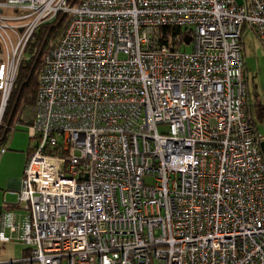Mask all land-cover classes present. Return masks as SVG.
I'll return each instance as SVG.
<instances>
[{
	"label": "built area",
	"instance_id": "obj_1",
	"mask_svg": "<svg viewBox=\"0 0 264 264\" xmlns=\"http://www.w3.org/2000/svg\"><path fill=\"white\" fill-rule=\"evenodd\" d=\"M69 1L0 0L4 98L35 29L70 15L43 59L17 203L0 214V242L28 256L3 264H264L242 47L248 30L264 47V0ZM163 28H183L192 51L161 44Z\"/></svg>",
	"mask_w": 264,
	"mask_h": 264
},
{
	"label": "rangeland",
	"instance_id": "obj_2",
	"mask_svg": "<svg viewBox=\"0 0 264 264\" xmlns=\"http://www.w3.org/2000/svg\"><path fill=\"white\" fill-rule=\"evenodd\" d=\"M4 14L12 15L9 10H6ZM12 40L15 41L14 43L16 44V34L15 36L13 35ZM243 45L249 116L254 122L256 130L262 135V139L264 140V47L261 45L253 30L245 32ZM192 49V44L187 46L182 44L180 47V51L186 53H190ZM7 52L11 58V48H7ZM7 52L6 49H4L2 53L3 55H0V64H2L3 61H7ZM19 54L20 53H17L15 56L14 67L17 63L15 75L17 73L21 57L23 56L21 53L19 57ZM8 97L4 98L3 93H0V113L1 105L4 102L2 115L4 113ZM26 123L27 122L23 121L13 125L12 130L8 135L7 142L2 147L5 149V153H0V213L5 210L6 207L17 203V191L8 189V181H17L22 178L26 161V152L33 148L36 143L34 140L30 139L28 125ZM146 182H150L149 179H146ZM27 249H29V247L21 242H0V264L21 261L23 259V255L25 254V250Z\"/></svg>",
	"mask_w": 264,
	"mask_h": 264
},
{
	"label": "trees",
	"instance_id": "obj_3",
	"mask_svg": "<svg viewBox=\"0 0 264 264\" xmlns=\"http://www.w3.org/2000/svg\"><path fill=\"white\" fill-rule=\"evenodd\" d=\"M82 1L83 0H70L69 5L74 7L75 5L80 4ZM69 22V14L59 13L53 20L39 25L29 39L23 51V56L21 57L14 82L10 90V95L8 97L0 122V150L4 144H6L8 135L14 124L21 123L23 121L27 122L26 124L28 126L31 124L33 120V108L35 105V99L39 85V75L41 72L44 56L49 46L56 42L58 37L67 28ZM184 33L185 30L183 28H163L160 33H158L156 38L159 41V35L161 36V44H167L168 41L166 42V39L171 41H173L175 38L179 39L176 44L172 42L171 45L174 46V48L180 50V47L182 46L180 43V35ZM243 46L244 45L242 44V47ZM3 51V45L0 42V54H2ZM253 125L255 127L254 122ZM14 208L15 207L11 209ZM27 256L28 249L25 250L23 258H26Z\"/></svg>",
	"mask_w": 264,
	"mask_h": 264
},
{
	"label": "crops",
	"instance_id": "obj_4",
	"mask_svg": "<svg viewBox=\"0 0 264 264\" xmlns=\"http://www.w3.org/2000/svg\"><path fill=\"white\" fill-rule=\"evenodd\" d=\"M27 154H28V151L26 152V158H27ZM26 160V159H25ZM22 179V178H21ZM20 179V180H21ZM20 180H17V181H15V180H9L8 181V185H7V187H8V189L9 190H12V191H18L19 190V187H20ZM15 205L16 204H12L11 206H8V207H6L5 208V210L7 209V208H13V207H15ZM4 211V210H3ZM3 211L1 212V213H3ZM0 213V214H1Z\"/></svg>",
	"mask_w": 264,
	"mask_h": 264
},
{
	"label": "water",
	"instance_id": "obj_5",
	"mask_svg": "<svg viewBox=\"0 0 264 264\" xmlns=\"http://www.w3.org/2000/svg\"><path fill=\"white\" fill-rule=\"evenodd\" d=\"M189 42H190V38H188V37L185 38V45H188ZM2 111H3V109H2ZM1 117H2V112H1V114H0V120H1ZM259 147H260V151H261V153H262L263 159H264V140H262V141L260 142Z\"/></svg>",
	"mask_w": 264,
	"mask_h": 264
},
{
	"label": "bare ground",
	"instance_id": "obj_6",
	"mask_svg": "<svg viewBox=\"0 0 264 264\" xmlns=\"http://www.w3.org/2000/svg\"><path fill=\"white\" fill-rule=\"evenodd\" d=\"M259 150H260V148H259ZM260 153H261V151H260ZM261 157H262V159H263L262 153H261ZM263 163H264V159H263Z\"/></svg>",
	"mask_w": 264,
	"mask_h": 264
}]
</instances>
